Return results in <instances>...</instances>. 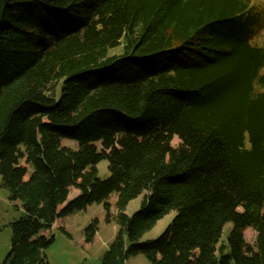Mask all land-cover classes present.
<instances>
[{
    "label": "trees",
    "instance_id": "trees-1",
    "mask_svg": "<svg viewBox=\"0 0 264 264\" xmlns=\"http://www.w3.org/2000/svg\"><path fill=\"white\" fill-rule=\"evenodd\" d=\"M262 19L253 0H0V187L24 209L0 264H49L52 229L94 203L86 243L119 227L101 264H264Z\"/></svg>",
    "mask_w": 264,
    "mask_h": 264
},
{
    "label": "rangeland",
    "instance_id": "rangeland-1",
    "mask_svg": "<svg viewBox=\"0 0 264 264\" xmlns=\"http://www.w3.org/2000/svg\"><path fill=\"white\" fill-rule=\"evenodd\" d=\"M253 3L263 13V19L255 31L253 42L257 44L264 43V0H253ZM172 143H179V139L174 137ZM64 144L76 147L77 142L72 139H64ZM101 148V143L98 142ZM98 175L100 178H107L110 175L107 160H102L98 164ZM1 179V175H0ZM78 194V189L72 188L69 199ZM144 193L132 199L126 208L128 215L133 214L141 206ZM23 207L15 206L9 200V191L5 187H0V262H3L11 248L12 239V223L23 214ZM115 212V211H112ZM176 212L171 211L162 217L155 226L146 232L142 240L154 239L159 237L168 225L171 223ZM102 216V206L94 203L85 210H77L64 221L68 232L65 233L59 228L52 229L51 234L54 235V242L46 249L49 264H101L103 253L109 247L118 232V225L114 221H106L101 217L97 240L93 243H86L84 237L85 227L97 216ZM232 228V223L228 222L223 229L222 240H227V234ZM246 242L256 249L257 233L249 227L244 232ZM125 264H152L143 253L130 255Z\"/></svg>",
    "mask_w": 264,
    "mask_h": 264
},
{
    "label": "crops",
    "instance_id": "crops-1",
    "mask_svg": "<svg viewBox=\"0 0 264 264\" xmlns=\"http://www.w3.org/2000/svg\"><path fill=\"white\" fill-rule=\"evenodd\" d=\"M71 215H72V214H71ZM71 215H70V216H71ZM70 216H68L67 218H69Z\"/></svg>",
    "mask_w": 264,
    "mask_h": 264
}]
</instances>
